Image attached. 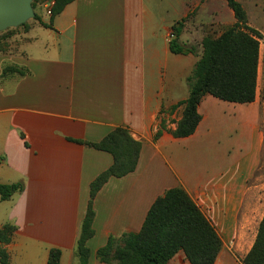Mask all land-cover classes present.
Returning a JSON list of instances; mask_svg holds the SVG:
<instances>
[{
    "label": "crops",
    "instance_id": "0c3cea01",
    "mask_svg": "<svg viewBox=\"0 0 264 264\" xmlns=\"http://www.w3.org/2000/svg\"><path fill=\"white\" fill-rule=\"evenodd\" d=\"M158 1L75 0L54 18L39 5L45 16L37 9L38 19L14 36L18 47L0 54V184L24 186L7 201L0 196V229L16 227L11 242L0 244L10 264H47L51 249L61 250L60 264H78L90 185L114 159L77 141L98 143L118 128L142 148L136 170L111 177L94 199L88 264H105L97 251L108 238L138 233L154 202L174 188L219 236L215 264H243L254 245L264 216L251 219L259 114L254 102L206 95L196 131L173 134L199 58L173 54L169 33L203 0ZM171 8L175 17L167 19ZM185 24L179 40L190 45L196 33ZM11 66L23 74L5 76ZM168 264L190 263L180 251Z\"/></svg>",
    "mask_w": 264,
    "mask_h": 264
},
{
    "label": "trees",
    "instance_id": "16d2710c",
    "mask_svg": "<svg viewBox=\"0 0 264 264\" xmlns=\"http://www.w3.org/2000/svg\"><path fill=\"white\" fill-rule=\"evenodd\" d=\"M37 1L33 2L34 10ZM74 1L55 0L51 18L59 15ZM223 1L233 11L236 23L217 37L205 36L201 54L195 46L179 40L186 18L172 26L175 38L170 42L171 52L199 57L187 80L189 96L179 104L183 112L173 132L176 137H188L196 131L201 120L198 106L206 95L237 104H251L256 100L260 40L263 37L248 26L245 11L238 0ZM35 19H38V15ZM3 74L22 75L23 71L11 66L6 67ZM164 128L161 124L155 138L160 136ZM77 142L107 152L114 159L113 165L90 185V200L76 245L78 264H88L90 251L87 242L94 236V199L111 177H124L136 170L142 144L123 128L116 129L98 143ZM23 189L22 183L0 184L1 199L7 201ZM15 230L16 227L11 224L0 229V244H9ZM221 248L219 236L199 207L184 190L174 188L154 202L138 233L124 234L120 238L110 236L106 245L97 251V258L105 264H168L177 253L183 251L190 264H215ZM61 255L60 249H51L47 264H60ZM0 263L10 264L9 255L2 246ZM243 264H264V216L255 243L243 259Z\"/></svg>",
    "mask_w": 264,
    "mask_h": 264
},
{
    "label": "rangeland",
    "instance_id": "374dc122",
    "mask_svg": "<svg viewBox=\"0 0 264 264\" xmlns=\"http://www.w3.org/2000/svg\"><path fill=\"white\" fill-rule=\"evenodd\" d=\"M42 1L44 0L37 1L34 10L35 13L39 3ZM168 1L169 0H166V3H168ZM170 1L174 3V0ZM238 1L245 11L248 26L257 30L263 37L260 40L257 95L253 105V110L259 114L257 124L263 136L261 163L255 177L250 182V186L253 187L251 198L253 210L251 219L253 221L255 218H258L260 214L264 213V0ZM157 3L160 2L157 0ZM201 6L199 5L197 9H193L189 12L186 18L188 33H196V37H194L190 45L195 46L199 54L202 52L201 44L205 36L212 35L217 37L224 29L236 23L233 11L223 0H203ZM37 12L40 16H45V12L42 9H38ZM168 13L169 14L166 13L167 19H173L175 17L174 8H171ZM18 31L19 28H16L8 29L0 33V54L12 52L18 47L20 43L19 40L13 39Z\"/></svg>",
    "mask_w": 264,
    "mask_h": 264
},
{
    "label": "water",
    "instance_id": "95a60500",
    "mask_svg": "<svg viewBox=\"0 0 264 264\" xmlns=\"http://www.w3.org/2000/svg\"><path fill=\"white\" fill-rule=\"evenodd\" d=\"M34 0H0V33L35 19Z\"/></svg>",
    "mask_w": 264,
    "mask_h": 264
},
{
    "label": "built area",
    "instance_id": "2783aa9c",
    "mask_svg": "<svg viewBox=\"0 0 264 264\" xmlns=\"http://www.w3.org/2000/svg\"><path fill=\"white\" fill-rule=\"evenodd\" d=\"M55 5V0H45L43 3L40 4V6L45 10L46 14L48 16H52V8ZM175 38V35L173 31L169 33V39L173 40Z\"/></svg>",
    "mask_w": 264,
    "mask_h": 264
}]
</instances>
